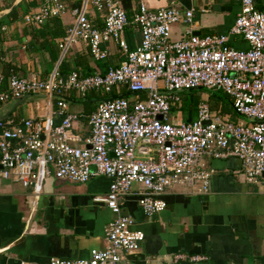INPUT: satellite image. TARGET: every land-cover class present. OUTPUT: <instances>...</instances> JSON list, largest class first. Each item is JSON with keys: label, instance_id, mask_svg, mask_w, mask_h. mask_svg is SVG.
I'll use <instances>...</instances> for the list:
<instances>
[{"label": "built area", "instance_id": "obj_1", "mask_svg": "<svg viewBox=\"0 0 264 264\" xmlns=\"http://www.w3.org/2000/svg\"><path fill=\"white\" fill-rule=\"evenodd\" d=\"M7 1L0 0V7ZM238 2L239 12L225 34L201 37L191 29L192 9L151 10L140 3L129 19L119 0H82L72 10V28L58 42L60 57L80 41L95 62L104 61L108 53L101 45L114 42L124 60L91 76L72 71L62 79L56 68L45 79L14 72L7 76L0 104L45 94L47 106L55 99L56 115L62 120L56 124L47 114L23 119L18 125L0 121V178L29 188L32 210L42 182L49 177L77 184L100 177L109 180L103 202L113 219L105 231L104 248L90 251L87 259L51 258L44 264H120L136 254L144 234L132 230L133 220L121 213L119 200L134 197L142 213L152 217L165 209L160 195L167 189L196 186L201 193L208 192L215 171L201 165L203 156L234 158L247 182L264 179V0ZM90 8L106 12L101 28L89 21ZM64 13L59 0H43L42 7L26 14L23 21L39 27ZM178 23L184 24V36L172 41L171 28ZM127 27L140 35L134 50L122 38ZM3 81L0 73V85ZM125 87L132 100L100 101L89 115L69 112L64 98L92 91L120 95ZM199 89L227 96L241 120L218 117L200 103L193 121L170 123L171 109L181 104L179 93ZM80 121L86 122L88 135L83 146L75 147L67 140ZM186 259L204 260L174 257Z\"/></svg>", "mask_w": 264, "mask_h": 264}, {"label": "crops", "instance_id": "obj_2", "mask_svg": "<svg viewBox=\"0 0 264 264\" xmlns=\"http://www.w3.org/2000/svg\"><path fill=\"white\" fill-rule=\"evenodd\" d=\"M11 1L0 7V13L15 0ZM59 2L65 13L47 19L39 27L26 25L23 17L37 12L43 0H20L11 11H15L14 16L10 12L0 19V73L4 77L0 92L6 88V78L11 72L26 78L45 79L56 68L65 79L72 71L82 76L103 74L124 60V54L114 42L101 45L108 53L104 61L95 62L80 41L61 58L58 42L63 38L61 34L65 36L72 28V10L82 0ZM132 3L135 5V1ZM138 3L151 10L169 6L181 11L192 9L191 29L201 37L225 34L240 9L238 0H183L179 4H172L171 0H139ZM105 13L90 8L87 16L92 25L101 28ZM183 33L184 24L178 23L171 28L170 38L181 40ZM122 38L131 50L140 41L133 27H127ZM231 44L244 47L242 43ZM125 98L132 100L133 97L128 92ZM140 98L144 99V94ZM221 98L226 96L212 99L203 94L202 102L190 111L181 101L171 109L169 121L172 124L193 121L200 103L207 104L218 117L240 121L233 110H223ZM46 100L30 97L18 107L15 105L19 100L7 101L0 104V117L18 125L23 119L51 114L54 122L60 123L62 117L56 115V106L54 103L47 106ZM66 101L69 112L83 113L84 106L76 95ZM87 135L86 122L80 121L74 124L67 142L81 147ZM200 162L215 171L206 193H201L196 186L167 189L160 195L165 209L152 217L142 213L134 197L119 200L121 213L133 220L132 230L144 234L139 251L126 256L120 264H264V179L247 182L239 161L234 158L203 156ZM108 185L109 180L104 177L86 184L49 177L42 182L41 195L32 210L31 190L0 178V264H44L51 258L87 259L90 251L104 248L105 231L113 219L103 202ZM177 255L198 256L204 260L195 263L174 260Z\"/></svg>", "mask_w": 264, "mask_h": 264}, {"label": "trees", "instance_id": "obj_3", "mask_svg": "<svg viewBox=\"0 0 264 264\" xmlns=\"http://www.w3.org/2000/svg\"><path fill=\"white\" fill-rule=\"evenodd\" d=\"M133 1H135V5H133L132 3ZM138 1L139 0H119L121 8L126 12V15L129 19L132 17L134 10L138 7V4H139ZM14 13L15 11L11 12L10 15L14 16L15 15ZM61 36L64 37V35L62 34ZM125 94H128V90L126 87L121 89L120 95H116L114 92L106 95L101 91H96V92L92 91L78 98H79V102H81L84 106L83 114L89 115L95 110L96 106L98 105V102L103 101V100H108V99H114L118 97L125 98ZM71 97L72 95H69L64 98L71 99ZM53 103H55V99L53 100ZM90 104H93V106H91Z\"/></svg>", "mask_w": 264, "mask_h": 264}, {"label": "rangeland", "instance_id": "obj_4", "mask_svg": "<svg viewBox=\"0 0 264 264\" xmlns=\"http://www.w3.org/2000/svg\"><path fill=\"white\" fill-rule=\"evenodd\" d=\"M173 0H171L172 2ZM7 4H10L12 1L8 0ZM175 3H178L177 1H173ZM179 4V3H178ZM215 92H211V91H205V90H191V91H187V92H182L180 94L181 96V101L184 107H186L187 111H190L192 108H194L198 102H202L200 100V97L203 94L209 95L212 97V99H214V97L216 96H221L222 97V93L221 92H216L215 96H212L211 94H213ZM77 101V100H76ZM221 102L223 103V110L225 111H231L232 112V108L230 107V99L226 96V98H221ZM91 106H93V104H90Z\"/></svg>", "mask_w": 264, "mask_h": 264}, {"label": "water", "instance_id": "obj_5", "mask_svg": "<svg viewBox=\"0 0 264 264\" xmlns=\"http://www.w3.org/2000/svg\"><path fill=\"white\" fill-rule=\"evenodd\" d=\"M20 0H15L14 3L12 4L11 7H9L7 10L2 11L0 13V19L3 18L4 16L8 15L15 7L16 5L19 3ZM31 96L27 95L25 97H23L22 99H20L18 101V103L15 105L16 107L23 105L25 103L26 100H28ZM32 98L34 99H47L48 96L47 95H42V94H38V95H34L32 96ZM50 98H55L54 95H52ZM5 119V117H0V121H3Z\"/></svg>", "mask_w": 264, "mask_h": 264}]
</instances>
